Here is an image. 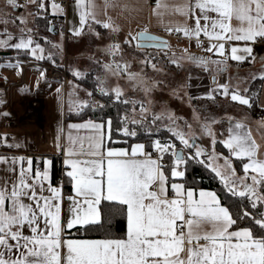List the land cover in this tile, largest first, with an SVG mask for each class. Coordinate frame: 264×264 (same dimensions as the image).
Segmentation results:
<instances>
[{"label":"snow or ice","instance_id":"obj_1","mask_svg":"<svg viewBox=\"0 0 264 264\" xmlns=\"http://www.w3.org/2000/svg\"><path fill=\"white\" fill-rule=\"evenodd\" d=\"M29 5L35 10L14 15L16 9H27ZM50 6L54 15L66 13L55 0ZM110 6L117 5L105 0V9ZM47 7L45 0H25L24 4L3 0L0 48L45 59V47L35 39L36 30L27 24L29 17L33 22L40 17L47 20ZM72 7L79 20L78 26L68 29L73 35H80L91 23L119 31L106 11V19L97 18L94 0H73ZM165 12L183 17L174 25H166V32H175L190 42L194 38L195 47L210 54L196 55L183 48L185 55L177 58L173 52L167 61L177 67L181 66L180 60L187 59L205 71L215 65L218 74L226 70L229 59L254 63V45L264 44V0H181L173 4L155 0L152 14L163 22ZM9 25L18 28V35L10 31ZM47 30H55L50 21ZM60 35L63 37V31ZM43 40L52 48L61 47L47 36ZM123 43L138 49H157L156 55L163 51L164 57H168L170 48L166 40L146 28L135 34L129 32ZM120 50L121 44L114 42L102 51L115 56ZM144 56L141 63L156 69L155 56L148 52ZM47 58L55 64L52 51L47 52ZM260 61L259 77L264 80V57ZM7 66L15 67L17 74L21 71L20 61ZM102 68L113 75L126 73L131 80L139 75L128 71L126 62L113 60ZM73 74L83 75L79 70ZM39 75L43 78L45 72ZM256 78L255 74L251 76L252 80ZM97 89L110 100L120 101L123 95L119 86L108 89L106 78L101 76L97 77ZM55 92L60 99L61 88ZM217 92L249 109L253 107V96H259L249 94L250 89L239 87V83H218L206 96L214 99ZM87 96L89 99L73 98L74 93L69 91L68 111L79 114L88 107H105L90 99L91 91ZM259 106L264 109V101ZM148 113L141 102V119L125 113L115 128L111 117L100 122L70 123L69 129H89L90 133L86 138L69 134L63 146L58 128L56 148L64 155L65 171L57 185L51 183L52 162L48 158L0 155V164L5 165L0 169V264H264V143L253 137L246 123L248 117L227 116L226 131L217 132L212 126L220 121L215 117L197 116L194 126L171 112H153L151 125L145 127ZM165 116L167 122L162 127L171 134L168 139H150L148 144L127 139L138 138L140 128L152 134L153 127ZM258 123L264 127V116ZM113 131L120 134L116 139ZM205 136L211 138L210 150L197 143ZM218 143L227 154L216 150ZM0 144L20 147L9 144L7 136L0 139ZM193 161L218 178L219 193L197 190L174 179L169 191V172L171 178H183ZM65 178L71 186L66 209ZM117 214L124 217L125 227L120 233H112L111 221Z\"/></svg>","mask_w":264,"mask_h":264},{"label":"rangeland","instance_id":"obj_2","mask_svg":"<svg viewBox=\"0 0 264 264\" xmlns=\"http://www.w3.org/2000/svg\"><path fill=\"white\" fill-rule=\"evenodd\" d=\"M34 11L32 8H18L14 15L19 16L21 14H26L28 11ZM19 23V22H17ZM33 17L28 18V27L34 28ZM0 27L3 30L4 25L1 23ZM10 31L13 33L18 32V28L9 25ZM36 30V28H34ZM61 31V29H60ZM57 34H51L45 32V35L53 43L61 45L60 48H52L51 44H47V52L52 51L58 55L55 66H62V61L67 63V76L69 83V90L64 89L63 83L59 81H50L45 79V77H40V71H44L42 68L36 66H31V68L25 74V83L23 88H30L31 90H40L41 95L44 98V107L48 119L45 128L48 132V136L52 143H55L57 136V122L60 125L63 123V112L65 111V104L68 98L69 91L74 93V97H79L81 99H89L87 92L91 91L88 87H85L81 80L88 77V71H94L92 77L96 82L97 87V77L101 76L106 78V86L108 89L119 86L123 91V98L121 101L128 100L129 103L123 107L121 115L127 113L130 118L135 117L136 119H141L140 116V103L143 102L144 106L149 109V119L145 127L151 125L152 113L161 112H171L177 117H183L184 121L193 124H197L196 117L201 118L205 116L215 117L219 123L213 125V129L217 132L226 131V118L229 115L236 114L239 117L247 116L252 120L254 117L247 106L240 105L239 103L234 104L229 100V97L220 95L218 92L214 93V99H210L206 96V93L210 89H214L216 85H212V79L215 83H230L236 85L239 83V87H249L252 79L251 76L255 74L259 76L260 69L251 70H230L229 67L221 73L215 72V65H210L209 70L205 71L202 67H197L195 64L191 63L187 59L180 60V67L168 63V59L172 57L173 52L177 58L185 55L182 52L184 48L183 45L176 42L175 39L168 38V43L170 48L168 51V57H164L163 51L158 52L157 49H138L134 46L124 44L123 49L115 55L110 56L104 53L102 50L108 45L114 43L109 39V33H104L98 41V37L95 32H86L83 37L75 45L71 44V40H67L61 37L60 32ZM37 35H35V38ZM100 42V43H99ZM77 52L78 55L73 53ZM1 51V50H0ZM99 52V55L96 53ZM152 53L155 56L154 62L156 63V69H153L150 64L141 63L145 59L144 53ZM120 61L121 63L126 62L129 65L128 71L133 73H138L142 76L139 83L133 87L136 83L135 79L131 80L128 78L126 73H121L119 75H113L110 72H105L102 65L105 62ZM16 62H6V60H0V73L4 76H13L14 71L9 64H15ZM115 65L113 64V68ZM62 68V67H61ZM74 70H79L83 75L81 77H76L73 74ZM45 72V71H44ZM192 76H197V79H190ZM144 77V78H143ZM231 77V80H230ZM146 79V80H144ZM207 80L208 83H202L198 87L193 86V82ZM61 81V80H60ZM135 81V82H134ZM206 82V81H205ZM191 84V85H189ZM207 84L209 86H207ZM61 88V93L59 94L60 99H58V94L55 92L56 88ZM147 89V91H145ZM19 89L14 90V94ZM90 99L99 101L103 104V101L97 96H92ZM135 102L133 104L132 102ZM123 103V102H122ZM135 110L133 111V109ZM76 113V112H72ZM120 115V116H121ZM50 117V118H49ZM167 122V117L161 120L156 127L160 128V131H156V127H153L152 134H149L145 129L140 128L138 131V138L146 139H168L171 135L162 126ZM178 123H183V121H178ZM139 128V126H137ZM199 131V129H195ZM187 131V129H185ZM120 134L117 133L116 139ZM129 141L133 138H127ZM211 138L201 137L198 139L197 143L204 145L209 150L211 149ZM179 145V142L176 141Z\"/></svg>","mask_w":264,"mask_h":264},{"label":"crops","instance_id":"obj_3","mask_svg":"<svg viewBox=\"0 0 264 264\" xmlns=\"http://www.w3.org/2000/svg\"><path fill=\"white\" fill-rule=\"evenodd\" d=\"M45 2L48 5L46 15L52 16L49 19V21L51 22V24L55 19L57 21L56 24H58V26H57L58 30H56V34L59 33V31L61 29V31H63V33H64V38L67 40H71L72 45H75L76 41L78 42L86 32H95L96 33V31H99L101 33L102 39H104L102 34L109 33V36H110L109 39H111L114 42L120 43L121 49H123L124 38L128 35L129 32H131L132 34H135L136 32L146 28L148 32H152V33H156V34H168V32H166L164 30L166 25H168V24L174 25L176 22H180L183 20V17L179 16L178 14H172V13L165 12V14L162 18L163 22H161L160 18H158L157 16L152 14V7L155 5V0H110L111 4H115L117 6L116 7L110 6L106 9L104 7L105 0H94L95 4L97 6L96 7L97 18L100 20L106 19L105 14H104L106 11L107 16L111 17L112 22L115 25L119 26V31L112 32L110 29H105L99 25H95L94 23L90 22L91 27H89V25H86L82 29L81 34L77 36V35H73L71 32L68 31V29L70 27H72L74 24L76 26H78V23H79L78 15H76V13L74 12L73 7H72L73 0H69L67 5L64 6L66 9L65 14H55V15L53 14V11H52L51 6H50L52 1L51 0H45ZM163 2H166L168 4H173V3H180L181 0H163ZM20 3L24 4L25 0H22ZM120 5H126V7H121ZM0 7H3V0H0ZM28 8L31 9L32 6L29 5ZM32 9L34 10V8H32ZM16 10H18V9H16ZM161 10L163 11V9H161ZM53 17H55V18H53ZM0 25H1V23H0ZM34 28H36V35H37V37L35 39L45 47V57H47V48L48 47L46 46V43L43 40V37L46 36L45 31H44V29H42L39 26L34 25ZM0 31H2L1 27H0ZM14 35H18V32L14 33ZM170 38L175 39L173 37H170ZM97 39L99 41L100 36ZM175 41H176V39H175ZM176 42H178V41H176ZM178 43L183 45L184 48H188L189 52L195 53L196 55H204V56L210 55L209 53L203 52V51H201V49L195 47V39L194 38L190 42L188 38L182 36L181 41H179ZM0 50L1 51H9L8 54L0 55V60H6V62L20 61V64L22 62L27 63V67L24 70H22V68L20 66L21 71L19 74H17L15 67H11L14 70L12 72L13 76H11V77L4 76L3 74L0 73L4 80L5 79H15V78H18L20 76H23L22 84L15 86L13 88V91H12V97H13V100L15 102L16 109H17L19 116H20V121H21L20 125H22L23 121H25V119H27V116L24 112L23 107L20 106L23 103L21 100L22 99L25 100V97H30V96H35V97H38L42 100V109H41L40 114L38 113V116H40V119H42V122H43V134H42L38 130L37 125L34 123L28 124V125H26V127H22L20 125L19 126L11 125L6 120L7 116L4 115V113H7V111L4 113L1 112L0 113V139H3L5 136H7L9 144H19L20 147H18V148L17 147H6L3 144H0V149L1 148L10 149L8 151L0 150V155L9 156V157L15 155V156H24V157L32 156L34 158L35 157H41V158L46 157V158H48L52 162L51 166H50L51 183H53V185H57L61 181L62 175L65 171V166L63 165L64 155L62 152H58V150L56 148V141H55V143L51 142L50 137L48 136V132L46 130L47 126L45 128V125H46L48 119L46 118L47 114L45 112V107H44V98L40 93L41 89L31 90L30 88H23L22 87L25 83V74L31 68V66H36V67L42 68L44 70V65L47 62L44 61V59L43 60H36L35 57H32L30 55H28V57L18 55V54H16V52H14V51H16L14 49L0 48ZM72 50H73V48H72ZM73 53H74V50H73ZM96 53L99 55V52H96ZM74 54L78 55L77 52H75ZM254 54L257 57V60L254 63L249 64V62L247 60L244 62H236V61H232L231 59H229L228 67L230 68V70H239V71L251 70V69H260L261 68L260 57H264V44L256 43L254 45ZM55 56H57V58H55ZM214 58H219V57L214 56ZM54 59H55V61H57L56 59H58V55H56L55 53H54ZM47 64L53 65L52 63H47ZM60 65H62V66H55V65H53V66H55L59 69L65 68V70L67 71V67H66L67 63L65 65V61H62V64H60ZM44 77H45V79L50 80L46 76H44ZM141 77L142 76H139V75L136 76L135 81L140 80L141 82H143ZM197 78H198L197 76L190 77V79H192V80L193 79L195 80ZM256 79H260V77L258 76ZM144 80H146V79H144ZM50 81L62 82L60 80H50ZM202 83H208V81L202 79V81H196V82H193L192 84H193V86L198 87V85H200ZM216 84L217 83L214 82V78H213L211 86H214ZM189 85H191V84H189ZM69 86H70L69 83L63 85L64 89H68V90L70 89ZM207 86H209V85L207 84ZM16 88L19 90L16 92V94H14V90ZM229 100H230V97H229ZM67 101H68V98H67L66 104H65V111L63 112V123L61 125V131L59 132V135L61 137L60 143L62 146L66 145L68 143L69 134H71L72 136H81V137L86 138L87 135L90 133L89 129H69L68 124H70V123H83L84 121H87V120H93L96 122L101 121V120H96V119H91V118H87V119H83V120H77L74 118H66V113L69 112ZM262 101H264V80L260 79V94H259V98H258V108H259L258 111H259V113H258V116H254L252 118V120L248 118L246 120V123L248 124L249 128L251 129V131L253 133V137L255 139H257L258 142L264 143V127H262L261 124L258 123V121L261 120V117L264 116V109H261L259 106L260 102H262ZM231 102H233V101H231ZM233 103L236 104L238 102H233ZM229 116L236 117L237 119L242 118V117L236 116V114H232ZM225 120H226V125L228 126L227 118ZM58 122H57V129L58 128L60 129V125ZM42 135H43V137H42ZM136 142L144 143L143 141H130V143H136ZM116 146H127V145L117 144ZM225 154H227V153H225ZM54 156L60 160L61 165H62L61 175H60L59 179L56 181H54L52 179V166H53V157ZM35 166L36 165H35V160H34V164H33L34 169H35ZM39 166L41 169L43 168L42 161H41ZM4 167H5V165L0 164V169H3ZM174 181L177 183H185V180L181 179V178H174ZM171 182L169 183V191H171V187H170ZM187 186L192 187V188L197 189V190L200 188H203L206 190H212L209 188L199 187V186L191 185V184H188ZM63 193L65 196L64 208L66 209L67 203H68L67 202V196L69 194H71V186H70V184L67 183V178L64 179ZM197 195H198V191H197ZM73 236H75L74 230H73Z\"/></svg>","mask_w":264,"mask_h":264},{"label":"trees","instance_id":"obj_4","mask_svg":"<svg viewBox=\"0 0 264 264\" xmlns=\"http://www.w3.org/2000/svg\"><path fill=\"white\" fill-rule=\"evenodd\" d=\"M47 20L44 19V17H40L35 21L36 26L41 27L44 29L45 32L51 33L47 30L48 27V22L49 19L52 17L51 15H46ZM55 18V17H53ZM60 18V17H59ZM58 20V19H57ZM58 24L53 23L52 27L55 30H58L57 28ZM52 34V33H51ZM18 55L26 56L28 55L21 51L17 53V50L14 51ZM57 58V56H55ZM44 61L47 63H51L52 61L49 60L47 57H45ZM94 71H88L87 75L88 77L86 79L81 80L82 84L86 87H88L91 92L93 93L94 96H97L103 101V104L105 107L101 110L100 108H95L93 109L92 107H88L84 109L82 112L79 114L77 113H72L68 112L66 113V118H74L77 120H83L87 118L91 119H96V120H107L108 117H111L114 121L113 128L119 123V117L121 115V112L123 110V107L125 106L123 101H116L114 98L113 99H108L107 97H104L101 95L100 91L96 87V82L94 78L92 77V74ZM250 93H258L260 94V79H255L253 80L249 87ZM123 98V95L121 99ZM258 97L253 96V107L250 110L251 114L253 116H258L259 113V108H258ZM116 132L113 131V138L116 137ZM130 141H143L144 143L148 144L150 142V139H144V138H133ZM150 149V148H149ZM151 150V149H150ZM216 150L218 151H223L224 153H227V149H224L221 144L216 145ZM234 162L236 163V166L240 168L239 162L235 160ZM61 169L62 165L60 160L57 157H53V166H52V179L54 181L58 180L60 175H61ZM174 178H171L170 172H169V183L173 180ZM185 180V183L191 184V185H196L199 187H204V188H209L212 190H216L218 193L220 192L221 184L218 178H215L214 174L210 172V170L205 169L203 166L200 164L196 163L195 161L191 162L188 164L187 169H186V174L185 177L181 178ZM107 211V210H106ZM125 219L122 215L117 214L111 221V231L112 233H120L124 230L125 227Z\"/></svg>","mask_w":264,"mask_h":264},{"label":"built area","instance_id":"obj_5","mask_svg":"<svg viewBox=\"0 0 264 264\" xmlns=\"http://www.w3.org/2000/svg\"><path fill=\"white\" fill-rule=\"evenodd\" d=\"M22 0H19L21 2ZM53 2V0H51ZM69 0H55L56 3L62 4V6H66ZM57 23L56 19L52 22ZM51 24V25H52ZM164 37H173L176 39V41H181L182 36L178 35L177 33L173 32L171 34H160ZM22 70H24L27 67L26 62H22L20 64ZM45 70V76L50 80H61L63 84L68 83V76L65 68L59 69L51 64H45L44 65ZM23 82V76H20L15 79H3L0 74V100H3L4 103L0 104V113H4L7 111L8 115L6 117V120L11 125L19 126L20 116L16 109L15 102L12 97V91L13 88L17 85L22 84ZM23 103L20 105L23 107L24 112L27 116V119L23 121L22 127H26V125L34 123L37 125L38 130L40 133L43 134V122L42 119H40V116H38V113L40 114L42 109V100L35 96L25 97V100H21ZM43 137V135H42ZM0 150H10L8 148H1Z\"/></svg>","mask_w":264,"mask_h":264},{"label":"water","instance_id":"obj_6","mask_svg":"<svg viewBox=\"0 0 264 264\" xmlns=\"http://www.w3.org/2000/svg\"><path fill=\"white\" fill-rule=\"evenodd\" d=\"M51 26H52V25H51ZM51 33L56 34V30L52 31ZM149 33L152 34V35L159 36V37H161L163 40H166V41L168 42V38H167V37H164V36H162V35H160V34H156V33H152V32H149ZM8 53H9V51H0V55H5V54H8Z\"/></svg>","mask_w":264,"mask_h":264}]
</instances>
